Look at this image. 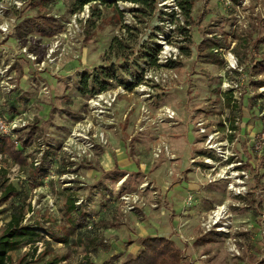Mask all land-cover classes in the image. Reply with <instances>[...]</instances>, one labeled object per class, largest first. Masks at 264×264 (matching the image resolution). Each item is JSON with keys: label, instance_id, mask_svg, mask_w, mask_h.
<instances>
[{"label": "rangeland", "instance_id": "rangeland-1", "mask_svg": "<svg viewBox=\"0 0 264 264\" xmlns=\"http://www.w3.org/2000/svg\"><path fill=\"white\" fill-rule=\"evenodd\" d=\"M71 1L50 9L61 30L42 36L28 32L25 21L40 13L29 0H0V118L26 123L4 137L25 141L37 129L26 148L18 144L25 165L0 154L5 186L16 189L0 207L1 227L20 209L23 225L42 234L11 254L13 264H124L175 207L173 220L188 215L183 234L194 238L185 264L202 256L201 264H264V74L254 69L264 59V0H200L190 23L175 0H151L152 8L107 0L101 13L89 4L86 17L70 12ZM212 37L226 42L218 64L198 49ZM116 38L132 47L130 64L114 60L128 70L108 90L81 95L83 75L109 66ZM144 44L176 64L152 66ZM166 109L176 116L161 122ZM38 169L48 173L43 184ZM70 198L90 221L75 236ZM221 207V230L206 233L202 223Z\"/></svg>", "mask_w": 264, "mask_h": 264}, {"label": "trees", "instance_id": "trees-1", "mask_svg": "<svg viewBox=\"0 0 264 264\" xmlns=\"http://www.w3.org/2000/svg\"><path fill=\"white\" fill-rule=\"evenodd\" d=\"M60 0H29V4L32 7H37L40 13L34 19H28L25 23L28 25V32H36L42 36H53L61 28L56 24L54 18L49 16L50 9L54 8ZM151 0H131L135 4H139L144 7L152 8ZM178 8L181 11V15L185 18L186 23H190L194 4L200 0H175ZM88 4H94L96 11L99 13L98 5H111L107 0H72L70 3V12L72 14L83 10L84 6ZM105 6V7H106ZM119 15L121 16L120 12ZM93 16H96L93 14ZM54 22V23H53ZM91 23V22H90ZM260 44H264V39L259 41ZM151 48L147 45L141 46L140 54L143 56V60H147L152 66H157V53L159 48ZM226 42L218 40L217 38L204 39L198 49L203 57L204 61L211 64H218V54L224 49ZM132 48V47H131ZM131 48L124 45V41L119 38L114 39L109 50L104 56V63L109 64L108 67H99L93 75H83L80 84V93L83 96L94 97L101 91L108 90L112 85V81H117L118 73L125 69L127 65L118 67L114 64V60H120L124 64H130L131 60ZM218 51V52H216ZM188 55V53H186ZM176 63L171 61L170 66ZM255 72L264 74V59L258 61L254 66ZM262 84V83H260ZM131 87V86H130ZM129 87V88H130ZM227 105H231V101H227ZM36 128L32 129L27 135V139L17 142L0 137V154L11 158L21 166L26 164V157H24V151L18 149V144L22 143V148H26L30 144L32 138L36 134ZM34 177L39 184L44 183V179L48 177V173H43V170L38 169ZM4 173L0 175V207L7 202L16 192L13 185L5 186ZM66 214L69 215L70 222L73 226L70 228V234L75 236L78 232L81 233L86 227L89 226V219L87 213L80 211L76 205L74 198H70L66 206ZM5 211L0 210V264H13L11 254L18 250L24 249L27 246L35 247L42 241L41 230L38 227L24 226L23 225V211L14 212L10 220L7 221L5 226L1 227V217ZM73 216V217H72ZM63 243L68 244V238L63 240ZM142 250L139 254L127 261L124 264H185L183 262V252L177 247L174 241L167 237H146L141 241ZM105 248H107L105 246ZM117 257H113L111 261L116 260ZM107 263V264H110ZM57 261L51 263L56 264Z\"/></svg>", "mask_w": 264, "mask_h": 264}, {"label": "crops", "instance_id": "crops-1", "mask_svg": "<svg viewBox=\"0 0 264 264\" xmlns=\"http://www.w3.org/2000/svg\"><path fill=\"white\" fill-rule=\"evenodd\" d=\"M192 148L193 147H191L190 151L193 150ZM117 162H119L120 165L123 167L128 166L126 159H120V161H117ZM109 166L111 167L113 165L110 164ZM187 185H188V190L193 193L194 197L199 194L198 191H199L200 187L197 183L189 182ZM195 198H197V197H195ZM174 210H176L175 214H177V211H179V207H177V208L175 207ZM175 214H173L174 217L176 216ZM172 216L170 215V217H169V215L167 216V215L163 214V216L157 217L155 219L157 221H155L154 226H153L154 227L153 233H151L150 235L148 234V236H146V237H158L159 236V237L170 238L172 241L175 242L177 247L179 249H181L182 252L184 253L185 249H187L186 244L189 242L188 244L190 246H192L193 243H191V242L194 240V238H192V236H188L189 238H186V236L184 235L185 234L184 226H186V223L189 222V218H188V215H186V217H184V218H181L180 222L184 221V223H182L180 225V223H177L178 222L177 219H180V218L176 217V221H174L173 220L174 218ZM101 222H104V221L102 220ZM103 225L105 227L108 226V224H106V225L103 224ZM141 234H142V236H145V233H141ZM202 258L203 259L205 258V260H206L207 256H202L200 258L201 261L196 260V261H192L191 263L192 264H201V263H203Z\"/></svg>", "mask_w": 264, "mask_h": 264}, {"label": "built area", "instance_id": "built-area-1", "mask_svg": "<svg viewBox=\"0 0 264 264\" xmlns=\"http://www.w3.org/2000/svg\"><path fill=\"white\" fill-rule=\"evenodd\" d=\"M22 5V4H21ZM90 5H86L84 6L83 10H82V17L85 16V13L87 12V14L89 13V7ZM79 15H75V17H78ZM86 17V16H85ZM76 21V19L74 20V22ZM218 52V51H217ZM172 56L170 55V58ZM232 56H231V62L233 63V69H236L235 67V63L234 61H232ZM159 64H168L171 62V60L169 58H162L160 56V61H158ZM99 99H102V96L99 98ZM91 104H94V105H97L98 103H95V100H92L91 101ZM162 116V117H161ZM160 116V120L161 122H164L166 120H172L174 119V117L176 116V113L170 109H166ZM22 119H19V118H15L13 119L11 122L10 121H7V120H4V119H1L0 118V137H4V136H14L18 131L19 129H21L23 126H25L26 123H23L22 125ZM213 137L210 138V140L212 141ZM211 141H209L211 143ZM40 165V162L39 161H36L35 162V165L36 167H39ZM189 201H192V197L189 198ZM225 208L224 207H221L219 208L217 211L213 212V215L212 216H209L208 220L207 221H204L202 223V227L203 228H206V233L208 232H211L212 230L216 229V230H221L218 228H216V226L219 224V222L223 219L222 218V211L224 210Z\"/></svg>", "mask_w": 264, "mask_h": 264}]
</instances>
